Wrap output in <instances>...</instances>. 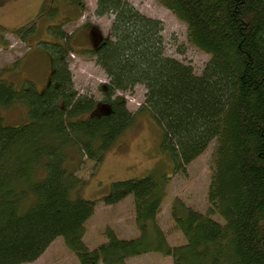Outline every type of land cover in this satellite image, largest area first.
<instances>
[{
	"label": "trees",
	"instance_id": "16d2710c",
	"mask_svg": "<svg viewBox=\"0 0 264 264\" xmlns=\"http://www.w3.org/2000/svg\"><path fill=\"white\" fill-rule=\"evenodd\" d=\"M56 1L77 18L85 10L84 0H43L37 16L55 17ZM156 1L209 54L200 73L166 53L163 23L128 0H95V16H112L92 51L107 79L100 99L75 88L71 34L60 24L49 26L55 42H40L51 45L52 61L42 91L15 88L0 69V264L34 261L58 236L74 252L72 264H126L150 251L172 264H264V0ZM34 29L31 21L15 34ZM137 84L145 90L140 108L161 127L174 173H186L213 141L208 205L200 211L173 201L183 242L171 245L157 222L164 183L152 175L112 182L104 202L131 195L138 235L119 237L106 227L105 240L90 248L83 237L95 205L75 193L84 182L76 172L85 160L97 169L136 126L137 113L118 92ZM16 105L24 118L10 123L5 113Z\"/></svg>",
	"mask_w": 264,
	"mask_h": 264
},
{
	"label": "rangeland",
	"instance_id": "374dc122",
	"mask_svg": "<svg viewBox=\"0 0 264 264\" xmlns=\"http://www.w3.org/2000/svg\"><path fill=\"white\" fill-rule=\"evenodd\" d=\"M128 1L142 13L163 23L166 53L190 63L195 72L200 73L209 54L188 42L184 23L156 0ZM42 2L43 0H0V35L3 37L0 40V69H4L0 72L2 78L12 81L18 89L33 84L37 90L42 91L52 73V61L50 62L49 55L51 45H40V42H55V34L50 29L60 24L62 29L71 34L73 50L68 57L75 88L80 93L91 94L95 99H100L98 86L107 79L95 64L92 51L101 34L108 33L112 16H95V0H84L85 10L79 18L76 17L75 9H69L64 3L56 1L53 3L57 5L56 16L42 19L37 16ZM31 21H34V32L20 36L15 34L18 28L27 26ZM144 92L141 84L134 86L131 91L118 92L124 97L128 109L137 113L136 126L124 134L120 145L105 152L97 169H92L91 162L85 160L76 172L84 182L75 193L80 198L93 201L95 205L83 237L90 248L105 240L106 227L113 229L119 237L138 235L131 195L115 204L104 202L110 193L112 182L152 175L155 180L164 183L165 195L157 222L171 245L183 242L181 233L173 225V201L179 197L186 205L200 211L207 208L206 190L211 172L213 141L187 165L186 173H174L168 152L160 146L163 136L161 127L148 111L140 108ZM24 114V107L16 105L9 108L5 116L10 123H16L24 118ZM213 217L220 219L217 215ZM76 260L74 252L58 236L37 259L20 264H72ZM126 264H172V261L170 256L150 251L127 258Z\"/></svg>",
	"mask_w": 264,
	"mask_h": 264
}]
</instances>
